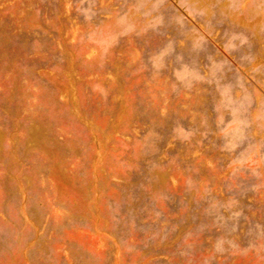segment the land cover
Listing matches in <instances>:
<instances>
[{
    "label": "rangeland",
    "instance_id": "obj_1",
    "mask_svg": "<svg viewBox=\"0 0 264 264\" xmlns=\"http://www.w3.org/2000/svg\"><path fill=\"white\" fill-rule=\"evenodd\" d=\"M0 264H264V0H0Z\"/></svg>",
    "mask_w": 264,
    "mask_h": 264
}]
</instances>
